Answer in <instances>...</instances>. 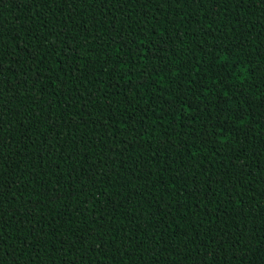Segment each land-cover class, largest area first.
I'll return each instance as SVG.
<instances>
[{"label": "trees", "instance_id": "trees-1", "mask_svg": "<svg viewBox=\"0 0 264 264\" xmlns=\"http://www.w3.org/2000/svg\"><path fill=\"white\" fill-rule=\"evenodd\" d=\"M0 264H264V0H0Z\"/></svg>", "mask_w": 264, "mask_h": 264}]
</instances>
